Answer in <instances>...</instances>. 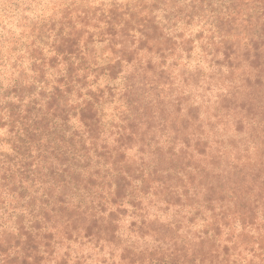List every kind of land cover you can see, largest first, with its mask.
<instances>
[{
    "label": "trees",
    "instance_id": "trees-1",
    "mask_svg": "<svg viewBox=\"0 0 264 264\" xmlns=\"http://www.w3.org/2000/svg\"><path fill=\"white\" fill-rule=\"evenodd\" d=\"M101 2L111 6L28 21L32 39L12 47L26 51L22 58L30 61L31 74L21 70L0 85V130L9 133L0 135V192L6 200L0 222L7 212L15 228L6 229V219L0 224V264H45L65 241L101 251L119 247L128 239L118 234L126 219L128 232L170 244L167 253H149L156 264H203L220 226L228 227L233 217L242 226L255 222L261 212L260 197L253 199L243 184L251 177L264 185V169L239 162L233 167L231 158L241 147L238 131L264 120V24L242 28L230 15L213 16L208 22L219 39H209L211 48L200 45L211 57L203 61L212 69L207 71L187 66L203 33L188 39L171 33L191 22L195 8L170 9L160 20L154 10L180 0H124V8L121 0ZM214 3L235 7L238 0H199L216 11ZM5 41L0 13V50ZM97 44L111 55L98 57ZM126 68L120 90L115 81ZM101 78L104 87L93 91L89 84ZM217 84L227 94L204 103L201 90L207 95ZM113 99L120 111L106 124L101 105ZM208 219L190 256L181 230ZM222 251L226 259L232 250ZM132 255L125 247L122 259ZM70 256L65 251L56 264H68Z\"/></svg>",
    "mask_w": 264,
    "mask_h": 264
},
{
    "label": "clouds",
    "instance_id": "clouds-1",
    "mask_svg": "<svg viewBox=\"0 0 264 264\" xmlns=\"http://www.w3.org/2000/svg\"><path fill=\"white\" fill-rule=\"evenodd\" d=\"M110 6L106 2L102 3L101 0H86L84 3H81L80 0H77L76 3L68 2V0H33V2L19 4L13 3L11 0H0V13H2L3 17V34L6 38L3 48L0 50L2 51L0 79L4 81L5 85H8L14 78L20 75L21 70L31 74L29 69L30 61L27 58H22L26 57V51L24 49L12 51V47L17 41L23 40L24 42H28L32 39V37L27 35L28 28L24 27L28 21L35 20L39 22L48 19H59L64 15L66 9L69 10L72 17H75L78 14H82L80 12L82 8H101L106 11ZM119 6L121 8L125 7L124 0H121ZM201 7H203V11H200ZM174 8H183L186 12H192L195 8L198 13L192 16L189 24L181 23L177 28L171 30V33H182L183 39L195 37L200 32L203 33V39L195 41L196 51L192 54L193 60L191 64H187L189 68L199 66L204 67L207 71H212L211 68H208L203 63L205 59L210 61L211 57L207 53L200 51V45L208 44V47L211 48L212 44L209 42V39H219L215 36V29L208 22L217 13L230 15L235 19L237 25L242 28L251 27L257 23L264 24V0H238L235 7H226L225 5L214 3L212 8L216 11L210 10L207 5L201 6L199 0H180L175 5L171 3L164 4L161 8L154 10L153 14L157 19L162 20L164 13ZM138 9H140V5L133 6L134 11ZM96 48L98 57H108L111 55V52L107 50L102 53L100 52L103 45L97 44ZM44 51L47 52L48 50L45 48ZM127 72L128 69L126 68L124 73L121 74V79L115 81V83L121 85L120 90L123 89V84H121V81H123L122 77ZM88 80L91 82L93 77L89 76ZM105 83L106 81L101 78L97 84L90 83L89 87L95 91L97 87L103 88ZM227 91L226 87L217 84L213 86L211 91L207 92V95H205L203 90H201L200 95L203 102L207 103L208 96H212L215 99L218 93L227 94ZM84 98L88 97H82L81 99ZM72 102L78 103L79 101L74 97ZM100 110L101 118L107 124L120 111V107L116 99H113L110 102L102 103ZM238 133L237 138L241 147L231 158L232 166L235 167L239 162L249 169L257 171L264 169V120L255 119L250 121ZM8 134L7 128L0 130V135L7 136ZM220 139H223V137H220ZM4 151H10V149L5 146ZM243 187L248 190L249 195L253 199L260 197L261 212L258 214L255 222L242 226L240 220L233 217V223L228 227L220 226L221 231L215 238V247L211 250L212 255H210L209 259L204 260L203 264H264V185L248 177L245 178ZM215 211L220 212L221 209L217 208ZM8 212H11V209H8ZM7 216L8 213L6 212V220ZM210 223V219L203 220L196 229L181 230L180 237L182 242L187 246L190 256L194 248L204 237V230ZM123 224L124 227L118 234L128 239L121 246L104 245L101 251L99 248H94L88 243L81 245L79 242L71 243L65 241L63 245L57 246L53 259L46 261L45 264H56V261L65 251L71 253L68 264H75V261L81 258L84 259V264H101V258H104L106 264H133V261H135V264H156L154 259H149V253L155 252L156 256H160L170 251V244H162L160 241L155 240L152 234H145L143 237H140L128 232L126 228L128 224L127 219L123 221ZM4 227L9 231L15 232L11 220H7ZM224 246L232 250L230 256L226 259L222 251ZM125 247H130L133 255L130 258L122 259ZM89 254L91 256L90 259L87 258ZM141 255L143 259H140ZM196 264H201L200 260H197Z\"/></svg>",
    "mask_w": 264,
    "mask_h": 264
},
{
    "label": "rangeland",
    "instance_id": "rangeland-1",
    "mask_svg": "<svg viewBox=\"0 0 264 264\" xmlns=\"http://www.w3.org/2000/svg\"><path fill=\"white\" fill-rule=\"evenodd\" d=\"M2 84H4V83L0 79V85H2ZM1 92H2V90L0 89V94H1ZM4 198H5V195L2 192H0V211H4L3 206L6 205V200H4ZM1 220L2 221L0 222V224H4V222H5V215H2Z\"/></svg>",
    "mask_w": 264,
    "mask_h": 264
}]
</instances>
